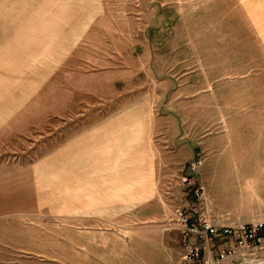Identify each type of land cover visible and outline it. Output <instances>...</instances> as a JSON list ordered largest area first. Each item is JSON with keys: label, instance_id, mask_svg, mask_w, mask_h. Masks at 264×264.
<instances>
[{"label": "crops", "instance_id": "crops-1", "mask_svg": "<svg viewBox=\"0 0 264 264\" xmlns=\"http://www.w3.org/2000/svg\"><path fill=\"white\" fill-rule=\"evenodd\" d=\"M235 1L246 4L242 35L233 43L237 59L224 68L201 57L196 73L213 100L218 93L208 92L209 83L230 75L237 85L232 106H200V123L235 126L241 142L225 150L219 142L225 134L207 135L200 149L216 162H264V150L254 151L264 147V0ZM101 6V0L99 8L96 0H0V258L14 256L17 228L25 233L26 219L51 209L53 198L55 209L70 211L78 225L105 217L97 211L127 214L149 199L144 196L153 190L145 186L141 163L152 164L156 153L146 139L145 99L168 100L167 110L157 114L167 116L172 129L177 114L189 123L191 54L177 61L171 45L166 56L155 48L149 55L146 44L126 42L120 30L114 40L97 43V32L106 30ZM177 99L184 101L177 105ZM232 170L226 176L234 178ZM25 242L30 238L18 241L24 252L30 250ZM232 245L228 236L207 238L197 264ZM226 258L234 257L218 263Z\"/></svg>", "mask_w": 264, "mask_h": 264}, {"label": "rangeland", "instance_id": "rangeland-1", "mask_svg": "<svg viewBox=\"0 0 264 264\" xmlns=\"http://www.w3.org/2000/svg\"><path fill=\"white\" fill-rule=\"evenodd\" d=\"M99 5L100 0H96L97 8ZM101 5L104 12L101 26L106 30L97 32V43L103 37L114 40L120 30L126 34V42L146 44L145 49L149 48L150 52L145 53L149 55L155 48L166 56L171 45L176 47L177 61L185 53L191 54V93L186 98L192 111L189 123L183 124L181 115L177 114L176 128L172 129L167 116L157 114L167 110L168 100L145 99L143 105L150 110L146 139L156 153L154 164L141 163L145 186H151L153 190L151 195L144 196L149 199L143 205L129 209L127 214H117L119 209L97 211L105 217L90 223L80 220L78 225L70 211L55 209L53 198L49 205L51 209L41 210L26 219L29 226L24 228L25 233L19 235L17 228V246L18 241L30 238V243L25 242L30 250L24 252L17 247L14 256L0 258V264H182L184 235L173 227L171 217L174 206H189V184L182 176L188 171L187 162L195 156L201 162L194 178L204 187V201L208 196L214 207L231 221L264 220V162H216L214 154L207 158L206 151L200 149L201 140L207 135L225 134L219 140L224 142L225 150L236 149L241 142L235 126L227 129L224 125L200 123L205 117L200 106L215 102L232 106L237 85L232 83L230 75L222 77L223 81L217 85L209 83L208 92L213 89L218 93L217 100H213L211 96H205L201 88L207 84L198 82L196 71L201 57L207 59L208 65L218 64L224 68L233 58L237 59L238 47L233 43H237L242 35V6L246 4H238L235 0H101ZM141 28L143 35L134 30ZM185 43L191 47L185 49ZM179 72L177 67V74ZM175 101L178 105L184 100ZM128 105L134 107L135 102L129 101ZM256 149L261 152L264 147L258 146L254 151ZM246 150L253 151L252 147ZM257 154L251 158L258 159L260 155ZM135 168L134 165L129 170ZM232 169L237 171L234 178L226 176ZM225 261L228 264L263 263L264 243L218 264H226Z\"/></svg>", "mask_w": 264, "mask_h": 264}, {"label": "built area", "instance_id": "built-area-1", "mask_svg": "<svg viewBox=\"0 0 264 264\" xmlns=\"http://www.w3.org/2000/svg\"><path fill=\"white\" fill-rule=\"evenodd\" d=\"M200 162L197 156L190 159L187 162L188 171L182 176V180L189 184L188 208L176 205L172 209L173 227L180 229L184 235L180 256L182 264H197L204 251V241L211 237L228 236L233 245L221 249L212 260L201 259L200 264H217L224 256L235 258L243 255L244 250L261 247L264 243V220L231 221L216 212L208 200H203L204 187L194 178Z\"/></svg>", "mask_w": 264, "mask_h": 264}, {"label": "bare ground", "instance_id": "bare-ground-1", "mask_svg": "<svg viewBox=\"0 0 264 264\" xmlns=\"http://www.w3.org/2000/svg\"><path fill=\"white\" fill-rule=\"evenodd\" d=\"M256 264H259V263H256ZM260 264H264V262L263 263H260Z\"/></svg>", "mask_w": 264, "mask_h": 264}]
</instances>
